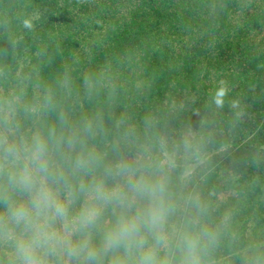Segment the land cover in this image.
<instances>
[{
	"label": "trees",
	"instance_id": "1",
	"mask_svg": "<svg viewBox=\"0 0 264 264\" xmlns=\"http://www.w3.org/2000/svg\"><path fill=\"white\" fill-rule=\"evenodd\" d=\"M5 121L51 130L68 168L90 154L160 179V145L170 177L196 157L189 185L164 179L166 231H211L204 264H264V0H0Z\"/></svg>",
	"mask_w": 264,
	"mask_h": 264
},
{
	"label": "clouds",
	"instance_id": "2",
	"mask_svg": "<svg viewBox=\"0 0 264 264\" xmlns=\"http://www.w3.org/2000/svg\"><path fill=\"white\" fill-rule=\"evenodd\" d=\"M99 159L82 154L70 168L57 164L51 130L29 136L5 121L0 264H204L213 234L188 221L178 234L166 231V182L124 161L100 170Z\"/></svg>",
	"mask_w": 264,
	"mask_h": 264
},
{
	"label": "rangeland",
	"instance_id": "3",
	"mask_svg": "<svg viewBox=\"0 0 264 264\" xmlns=\"http://www.w3.org/2000/svg\"><path fill=\"white\" fill-rule=\"evenodd\" d=\"M9 108L10 107H6L7 112L5 111L6 113H4L8 117H10ZM160 149H161V151H163V156H162L163 159L161 162L162 163V171L160 172L163 176L160 179L166 180L167 178H172V182H174L173 180H176L175 178L181 179L180 177L185 176L184 179H181L182 181H181L180 187H182V186L189 185L193 181L194 176L199 174L200 164H199L198 160L196 159V157H194L193 160H191L190 162L187 163V165L184 168V171L182 172V174L179 175V177H178V175H174V174L171 175L172 177H170V175H168V173H166V172H168V170L171 171L176 166L175 156H173L174 155L173 153L171 154V151L170 152L167 151L163 147V145H160ZM172 152H174V151H172ZM179 189L180 188H174V186H173L172 192L178 193V192H180ZM230 192H232V191L231 190L230 191L225 190L221 195L218 196L219 201H221L223 203H229L231 201ZM178 199H180V197ZM170 203H172V202L170 201ZM110 212H111V209H108L105 219L110 218V216H111ZM109 213H110V215H109Z\"/></svg>",
	"mask_w": 264,
	"mask_h": 264
}]
</instances>
